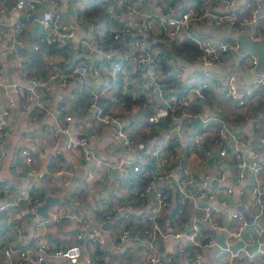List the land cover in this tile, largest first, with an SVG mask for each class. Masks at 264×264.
Instances as JSON below:
<instances>
[{
	"label": "built area",
	"instance_id": "obj_1",
	"mask_svg": "<svg viewBox=\"0 0 264 264\" xmlns=\"http://www.w3.org/2000/svg\"><path fill=\"white\" fill-rule=\"evenodd\" d=\"M143 1L150 5V13L139 8ZM173 1L111 0L106 6V14L112 38H128L125 50H121L108 47L101 38L103 34L93 27L80 37L74 26L63 21L59 12L52 10L57 0H13L11 6L10 0H0L1 22L7 20L6 26L0 28V41L8 37L13 44H21L25 23L30 22L38 25L35 37L41 38L46 46L68 53L77 51L93 58V62H78L62 71L57 69L50 59L51 53L46 51V81L33 79L27 88L30 97L39 98V87H44L45 91L54 88L61 92L72 82H79L81 91L89 98L94 122L108 129L110 139L119 141L129 151L134 148V141L124 121L106 112L99 102L113 100L114 104L122 105L124 100L114 96L118 91L121 96L127 94L125 87H120L119 78L135 76L141 81L142 90L139 93L133 91L131 95L136 98L143 94L147 98L150 114L146 126L148 133H154L149 147L135 153L134 159L124 156L110 160L98 157L88 138L71 132L70 125L61 128L63 133L68 134L65 150L80 154L88 166L89 177L98 180L96 187L99 190L102 179L106 180L107 173L114 171L119 180L135 179L129 191L133 195L128 196L127 191L124 200L112 205L105 194L107 192L100 190L89 202L91 208L86 214L77 201L68 204L57 199L58 202L50 206L47 218L42 219L38 209L45 198L33 191L31 183L10 188L11 179L7 172L12 158V149H8L12 133L7 125L8 108L1 109L0 250L4 264H60L61 259L68 264H99V261L107 264L112 250L127 259L138 251L139 245L147 250L142 253V264H158L159 251L168 238L177 241V253L186 257L188 264H202L206 252L216 245L209 232H220L227 239L237 241L249 228L254 230L257 245L264 246V188L256 179L248 196L244 197L242 187L248 173L256 176L264 170V160L245 154L243 151L253 141L230 131L225 121L205 107L206 91L212 83H218L213 77L216 66L228 53L237 54L239 44L237 39L208 38L191 31L194 26L210 21L218 28L246 34L250 41L257 43L264 38V27L260 25L264 20V0H193L177 10ZM155 28L172 49L184 41L191 42L196 73L187 75L184 63L176 66V57L161 54L162 49L151 37ZM38 49L37 44H32V51ZM163 59L166 62H162ZM239 61L242 69L251 72V80L242 83L240 76L228 71L225 77L221 76L224 80L219 87L227 99L238 107H244L257 92L264 96V72H255L258 64L256 55H241ZM1 63L0 57V81ZM166 67L180 82L181 90L167 83ZM104 76L107 80L100 82ZM95 82H99L97 86ZM196 101L202 105L201 110H194ZM8 103L12 106L13 101ZM36 105L41 107L39 100ZM166 119L169 120L165 122ZM65 120L70 122L71 117L67 116ZM195 120L199 123L193 127L191 122ZM258 142L264 146V137H260ZM14 147L34 175L38 173L33 165L36 159L48 153L56 159L61 153L57 147H42L36 154L23 143H14ZM226 159L233 161L230 187L226 186L228 178L223 172L203 173L198 179L191 168V163L195 161L206 167H215ZM69 174L63 169L49 171L47 180L53 182L54 176H63L66 186ZM133 175H138V178ZM164 182L173 184V195L162 186ZM237 196L243 197L241 202L249 197L245 213L230 210ZM186 207L193 213L184 221L180 216L185 214ZM172 211L176 217L175 229L168 230L160 220ZM247 217L252 221L249 222ZM63 219L73 221L76 229L74 241L66 247H61L54 236L48 238L51 229L60 225ZM220 219L234 221V228L227 229ZM94 220L98 222L94 223ZM106 222L116 229L109 245L100 228V224ZM225 245V249L230 247ZM231 253L224 264H231L232 261L245 264L246 258L251 256L243 248ZM260 253L263 254L262 251Z\"/></svg>",
	"mask_w": 264,
	"mask_h": 264
},
{
	"label": "crops",
	"instance_id": "obj_2",
	"mask_svg": "<svg viewBox=\"0 0 264 264\" xmlns=\"http://www.w3.org/2000/svg\"><path fill=\"white\" fill-rule=\"evenodd\" d=\"M173 2H177L176 5L180 7L178 0H174ZM87 3L86 0H57L52 10L59 12L63 21L67 22L70 26H74L78 35L82 37L87 34L89 28L92 27L84 15L81 17L79 14L82 7ZM184 4H182V6ZM9 5H13V0H10ZM139 8L147 12V9L142 6V3L139 4ZM124 17H127V14H124ZM5 21L7 20H2L1 22L0 18V28L6 26ZM37 28V24L26 22L22 33V43L17 46L13 44L8 37L0 41V57L2 58L0 110L8 108L7 125L12 133V140L8 146V149H12V158L9 161L10 168L7 172L11 179L10 188L13 189L21 185V183H31L34 186L33 191L38 192L41 196H44L45 199L51 197L68 204L71 201H77V203H79V208H81V211L85 214L90 212L91 207L89 202L93 201L100 190L107 192L105 194L112 205L119 203L124 200L127 191L128 196L133 195V193L129 191L131 190V185L135 184L133 183L135 179H129L128 181H123V179L119 180L117 174L114 171H110L107 173L109 176H106V180L102 179V187L99 190L96 187V182L98 180L89 177L88 166L84 164L80 154L78 152L65 150L64 146L68 134L63 133L61 128L70 125L71 132L84 135L88 138L94 153L98 157L113 160L126 156L129 159H134L135 153L146 150L152 142L154 133H148L149 129L146 126L147 117L150 114V104L143 94L136 97L137 100L127 101L122 105L114 104L113 100H101L99 102V105L103 107L106 112L113 113L124 121L127 132L134 141V148L126 151L119 141L110 139L111 135L108 129L98 126L94 122L92 111L89 107L90 102L83 103L80 99V93L82 92L79 82H72L61 92H58L54 88L45 91L44 87H39V98L35 100L30 97L27 88L31 81L33 79H37L39 82L46 81V74L43 75L42 69L44 62L41 65L32 66L30 61L26 59L24 53V51L27 53L32 52V44L29 42L35 38ZM94 29L99 30L100 34H104L105 24L101 23L99 27H95ZM157 29L158 28H155L151 37L155 38L158 47L162 49L161 54L176 57V66L180 63H184L187 67V75L196 73L197 64L193 61L190 53L191 50L184 48L183 43L176 44V48L172 49V46L168 45L163 39V35L159 34ZM191 31L198 32L204 37L214 38V36H219L221 39L227 40H234L238 35L236 31L218 28L210 21L204 22L202 25L194 26ZM101 37H103V35ZM156 50H159V48H156ZM19 59L21 60L19 61ZM50 59L62 71L68 70L78 62H84L86 60L88 62H93V58L90 59L89 55L77 51L68 53L55 50L50 54ZM95 60L96 59H94V61ZM43 61L46 60L43 58ZM162 62H166V59H163ZM29 64L31 67L28 68ZM228 71L234 72L240 76V81L242 83H247L252 78L250 71L241 68L236 53L230 52L223 56L220 63L216 66L213 76L217 79L218 83H212L205 93V107L211 114L217 115L218 119L225 121L230 131L236 132L239 136L249 137L253 141L250 147L243 151L245 154L256 157L260 159V161L264 160V146L258 142L260 137H264L263 107L256 110L261 99L264 100V96L262 93L255 94L244 107L236 106L225 97L219 87L224 80L222 77H225ZM165 72L168 75L170 69L166 67ZM106 80L107 78L104 76L101 78L100 82ZM119 81H122L120 87L122 85L123 88L125 87L127 96H132L133 91L139 93L142 90V83L139 78L135 76L130 77V75H128L126 77H120ZM98 83L99 82H95L94 85L97 86ZM21 85L23 87L19 88ZM118 94H120L119 91ZM114 96L117 97V94H114ZM9 100L13 101L12 106L8 103ZM38 100L41 103V107L36 105ZM193 106L194 110L202 109V105H199L197 101L194 102ZM67 116L71 117L70 122L65 120ZM14 143H23L28 150L34 154L42 147H57L60 149L61 153L56 159H52L50 153L36 159L33 165L38 170V173L34 175L31 173L30 167L25 164L23 158L16 153ZM217 164L218 165H215V167H206L199 161H195L191 163V168L198 179H201L203 173L223 172L228 178L226 186L230 185L233 177V161L231 159H226ZM58 169H63L70 173L68 185L64 186L62 181L63 176H54L53 182L47 180L48 172ZM133 176L138 178V175ZM256 179L264 188V170L260 171L256 176L252 173H248L245 176L244 183L242 184L245 191L244 197L248 196L249 189L253 186ZM117 181H119V184H117ZM161 184L170 194L173 195L175 193L173 184L165 182ZM241 198L243 197H236L235 201L230 206L231 211L240 213L246 212L245 206L250 202L249 197L245 199L247 201L243 202H241ZM192 213L190 208L186 207V212L184 214L186 218H184V221L190 217ZM174 221L175 220H173V223ZM93 222L95 223L98 221L94 220ZM220 223L230 230L235 226L234 221L227 219H220ZM104 224L105 223L100 224V228L106 235L107 245H109L114 239L113 236L116 233V229L111 223H109L106 229L104 228ZM165 224L168 226V222H165ZM167 229L174 230L175 227ZM75 233L76 229L73 225V221L63 219L60 225L54 226L51 229L48 238L54 236L61 247H66L74 241ZM209 234L212 235L216 245L206 252L202 264H224L229 260L230 254H232L231 247H234L238 241H242L245 245L258 244L254 239V230L252 228H249L242 238L237 241H235L236 239H227L223 233L220 232L214 231L209 232ZM219 235L223 237L224 244L229 245L230 248L225 249L221 247V244L218 242ZM164 244V247L159 251L160 262L158 264H188L186 257H181V255L177 253L178 243L175 239L168 238ZM259 247H263V249L261 250V248L257 246V248L252 251L251 256L246 258L245 264H264V246L261 245ZM137 250L138 251L133 255H129L127 259L121 253L112 250L110 262L107 264H142V253L147 250L140 245L137 247ZM261 251L263 254L260 253ZM170 259L172 262H170ZM59 263L68 264L63 259L59 260ZM0 264H4L1 250ZM99 264L105 263L99 261ZM231 264H237V262L232 261Z\"/></svg>",
	"mask_w": 264,
	"mask_h": 264
},
{
	"label": "trees",
	"instance_id": "obj_3",
	"mask_svg": "<svg viewBox=\"0 0 264 264\" xmlns=\"http://www.w3.org/2000/svg\"><path fill=\"white\" fill-rule=\"evenodd\" d=\"M88 3L82 7V9L80 10L79 14L82 17L84 15V17L88 20V22L92 25L93 28L95 27H99L101 23L105 24V30H104V34L102 40L103 42L110 48H117V49H121V50H125V45L128 42V38L126 36L121 37L119 40H113L112 35L109 31V22H108V18H107V14H106V6L108 5V3H110L111 0H86ZM185 1V0H184ZM183 0H178V2L180 3V7L178 5H176V10L182 7V4L189 2L190 0H186L184 2ZM165 2L168 3V0H165ZM177 3V2H176ZM169 6L171 5L170 3L168 4ZM263 25L262 27H264V20H261L260 25ZM29 43L31 44H37L39 46V49L36 51H32L31 53H27L26 51H24L25 55H26V59L28 61H30V63L33 65H41L44 61V53L46 51L52 53L55 51V47L54 46H46L42 41L41 38L39 37H35L34 39H32ZM184 48H186L187 50L190 49V53H192L194 51V46L191 44L190 41H184L183 42ZM153 49V48H152ZM24 55V57H25ZM31 67V65H28V68ZM43 75L46 74V70L44 63H43ZM58 70H60L59 67H57ZM122 81H119V83H121ZM167 83L175 86L177 90H181L182 86L180 84V82L174 77L172 76L170 73H168L167 75ZM82 93H80V99L81 101L84 103L89 101V98L83 94V91H81ZM207 92V91H206ZM259 94V92L256 93V95ZM117 97L119 99H123L124 102H130L133 100H137V98L132 97V96H121L119 94H117ZM137 102V101H136ZM84 105V104H83ZM86 105V104H85ZM263 107V99H261V101L259 102V106L256 108V110H259L260 108ZM169 119H166L165 122H167ZM146 136V135H145ZM180 218L182 220H184L185 215H181ZM173 220H176L174 211H172L166 218H161L160 223L161 225H163L165 228H173L174 227V223ZM168 222V226H166L165 222Z\"/></svg>",
	"mask_w": 264,
	"mask_h": 264
},
{
	"label": "water",
	"instance_id": "obj_4",
	"mask_svg": "<svg viewBox=\"0 0 264 264\" xmlns=\"http://www.w3.org/2000/svg\"><path fill=\"white\" fill-rule=\"evenodd\" d=\"M142 6L145 7L147 9V12L150 13L151 12V8L148 6V4L143 1L142 2ZM237 42L239 44V49L237 52V57L239 58L241 55H245V54H253L256 55L258 58V64L255 68V72H264V38L261 39L259 42L254 43L252 41H250L248 35L246 34H238L236 36ZM17 46V45H16ZM199 123V120H195L192 121L191 124L196 127V125ZM213 184H215V182H213ZM58 200L57 199H53L51 197H48L47 199H45L44 203L41 205V207L38 209V213L41 216L42 219H46L48 216V210L50 208L51 205L57 203ZM247 220L249 222L252 221V219L247 217ZM109 223H105L104 224V228H108ZM257 244L254 245H245L242 241H238L234 247L232 248V252L234 253L236 250H238L239 248H243L245 249L248 253H252V251H254L257 248ZM222 248H226V245H221ZM230 248V247H229ZM263 249V247H259Z\"/></svg>",
	"mask_w": 264,
	"mask_h": 264
},
{
	"label": "rangeland",
	"instance_id": "obj_5",
	"mask_svg": "<svg viewBox=\"0 0 264 264\" xmlns=\"http://www.w3.org/2000/svg\"><path fill=\"white\" fill-rule=\"evenodd\" d=\"M218 242H219L221 245H224L223 237H222L221 235L218 236Z\"/></svg>",
	"mask_w": 264,
	"mask_h": 264
}]
</instances>
